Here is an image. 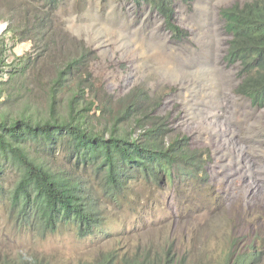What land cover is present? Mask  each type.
Here are the masks:
<instances>
[{"label": "rangeland", "instance_id": "obj_1", "mask_svg": "<svg viewBox=\"0 0 264 264\" xmlns=\"http://www.w3.org/2000/svg\"><path fill=\"white\" fill-rule=\"evenodd\" d=\"M251 1L176 0V22L187 37L177 43L156 13L130 0L54 5L0 0V115L14 118L26 110L47 117L48 88L57 69L81 58L71 82H84L87 99L106 107L102 119L91 112L94 129L106 131L105 120L122 112L135 92H144V113L168 119V139L187 137L209 159L199 184L178 178L154 184L139 175L125 197L111 202L100 175L76 166L64 140L51 146L29 141L30 156L49 171L83 179L93 188L103 229L84 238L69 224L37 237L14 226L8 198L1 196L2 255L21 254L44 264H98L108 253L124 255L134 246L154 248L167 241L193 254L196 264H219L226 254L236 257L247 249L264 264V107L254 108L237 93L236 69L224 61L230 37L220 17L221 9ZM27 11V18L47 15V28L43 36L13 41L6 20L21 21ZM21 68L23 77L9 79L11 70ZM69 96L60 93L58 115H67ZM17 177L14 168H5L4 191Z\"/></svg>", "mask_w": 264, "mask_h": 264}, {"label": "trees", "instance_id": "obj_2", "mask_svg": "<svg viewBox=\"0 0 264 264\" xmlns=\"http://www.w3.org/2000/svg\"><path fill=\"white\" fill-rule=\"evenodd\" d=\"M47 1L54 5L58 0ZM130 1L156 13L175 42H185L186 32L176 22V0ZM27 15H30L28 11L21 21L7 18L6 33H11L13 41L43 36L47 15H43L46 18L33 14L27 18ZM220 17L230 37L224 61L236 69L237 93L251 106L261 109L264 107V0L221 9ZM80 62L81 58H76L57 69L48 88L47 117L27 115L26 110L14 118L0 115V197L8 198L9 220L14 226L37 237L54 234L62 225L69 224L84 238L101 234L103 228L94 209L93 188L83 179L49 171L30 156L29 141L51 146L64 140L77 161L76 166L93 169L100 175L103 195L111 202L125 197L124 191L139 175L154 184L175 178L199 184L198 178L207 175L208 154L192 148L187 137L169 140L168 119L153 117L152 111L149 116L144 113V92H135L122 112L105 120L106 131L94 129L91 112L102 119L106 107H96L94 100L87 99L89 87L84 82H71L72 72ZM25 72V68L20 73L14 69L8 77L14 80L23 77ZM64 92L70 93L67 115L60 116L57 107L60 93ZM3 95L0 93V100ZM137 130L139 133L135 136ZM6 167L14 168L18 177L13 187L4 191L1 177ZM233 255L226 254L219 264H258L255 262L258 256L249 249L236 257ZM194 258L193 254L180 252L165 241L154 248L134 246L124 255L108 253L98 264H196ZM0 264L44 263L35 257L25 260L19 254L9 259L0 253Z\"/></svg>", "mask_w": 264, "mask_h": 264}]
</instances>
